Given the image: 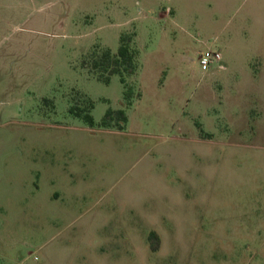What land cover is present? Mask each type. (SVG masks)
<instances>
[{
	"label": "rangeland",
	"instance_id": "obj_1",
	"mask_svg": "<svg viewBox=\"0 0 264 264\" xmlns=\"http://www.w3.org/2000/svg\"><path fill=\"white\" fill-rule=\"evenodd\" d=\"M133 30L104 128L83 60ZM0 264H264V0H0Z\"/></svg>",
	"mask_w": 264,
	"mask_h": 264
},
{
	"label": "trees",
	"instance_id": "obj_2",
	"mask_svg": "<svg viewBox=\"0 0 264 264\" xmlns=\"http://www.w3.org/2000/svg\"><path fill=\"white\" fill-rule=\"evenodd\" d=\"M136 36V31H126L120 36L117 52L97 45L83 60V65L98 79L109 82L113 74H118L123 84L125 107L118 109L110 107L99 123L101 127L122 130L127 125L129 118L126 107L133 104L134 96V85L129 79L137 74L140 67V49L137 45ZM83 100V105H71L69 110L76 116L83 118L89 126L94 127L96 121L91 111L94 102L88 97L83 98ZM149 240L152 251H157L161 243L159 233L155 230L150 231Z\"/></svg>",
	"mask_w": 264,
	"mask_h": 264
},
{
	"label": "built area",
	"instance_id": "obj_3",
	"mask_svg": "<svg viewBox=\"0 0 264 264\" xmlns=\"http://www.w3.org/2000/svg\"><path fill=\"white\" fill-rule=\"evenodd\" d=\"M199 60L204 70L210 69L214 64H219L220 67H223V53L221 50H215L211 48L202 50Z\"/></svg>",
	"mask_w": 264,
	"mask_h": 264
}]
</instances>
